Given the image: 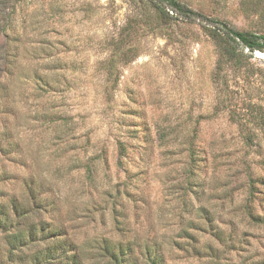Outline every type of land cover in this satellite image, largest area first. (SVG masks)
Here are the masks:
<instances>
[{
    "label": "rangeland",
    "instance_id": "rangeland-1",
    "mask_svg": "<svg viewBox=\"0 0 264 264\" xmlns=\"http://www.w3.org/2000/svg\"><path fill=\"white\" fill-rule=\"evenodd\" d=\"M179 1L264 35V0ZM208 22L166 14L152 0H0L6 205L17 197L29 221L63 223L89 264H112L98 243L146 240H164L166 264L262 260L264 226L244 219L240 205L248 173L264 175V50ZM232 47L245 59L241 69L227 58ZM191 142L197 164L184 151ZM37 195L47 203H34ZM201 204L227 242L217 243ZM12 226L0 227V264H18L7 258Z\"/></svg>",
    "mask_w": 264,
    "mask_h": 264
},
{
    "label": "trees",
    "instance_id": "trees-1",
    "mask_svg": "<svg viewBox=\"0 0 264 264\" xmlns=\"http://www.w3.org/2000/svg\"><path fill=\"white\" fill-rule=\"evenodd\" d=\"M152 1L159 10L166 14H169V11H172L190 19H206L209 21L208 23H215L216 26H219L222 32L232 37L234 40L243 43V45H245L251 51L264 50L263 34L241 31L227 22L208 18L202 13L194 11L189 6L181 3L179 0ZM226 55L227 58H229V60L232 61L235 66H237V68L241 69L243 66H246L245 59L237 54L233 47L227 50ZM42 80H45V78H42ZM45 81L46 85L50 83V81L47 79ZM263 117L261 118V121L264 120ZM233 120L239 126H243L242 121L245 119L233 118ZM242 137L246 145L249 141H251V138L247 137L246 135H242ZM126 149V144L120 143L119 157H124L126 155ZM184 151H186V157L189 161L188 163L197 164L196 161L198 160L199 154L195 151V147L193 146L192 142L188 147L185 146ZM203 152V159L207 162L210 158V154L206 149H204ZM192 171H190V175L195 176L196 172ZM248 175L250 177L247 183L246 197L244 202L240 205V209L242 211L243 218L246 219L250 224L264 226V196L257 194L254 183V179L256 178L257 182L259 181L264 184V175L256 176L255 178L252 173H248ZM193 181H195L196 184H199L198 180L194 179ZM189 186V189L194 191V184H192V182ZM0 197H4V194L1 191ZM38 201L43 205L47 203L44 198H40L38 195L34 196V203L38 204ZM24 205L25 204L20 202L17 197H12L10 200V206L8 207L6 202L0 198V227L13 225L11 231L6 234L7 244L9 245V252L7 256L9 262L14 263L17 259L18 264H89V259L83 255L81 245L70 235L67 226H65L63 223H55L48 226H45L44 224H35L29 221L30 210L26 205ZM199 209L202 211V213L206 214V223H213L215 227L213 235L217 243L220 245L224 242H227L229 239H226L225 237L227 229L220 227L217 222H214L215 217L208 214V209L206 206H204V204H201ZM186 225L188 227L180 228L181 231L186 233L184 234L185 239L192 235L188 231L190 227H193L192 222H189V220H187ZM229 225L231 226L232 222ZM234 225L235 224H233V228L230 229V233H232ZM36 243H43L44 246L40 249L38 248L37 250H34L32 254L25 252V247ZM210 246L212 245L210 244ZM96 248H101L103 251H100V253L103 256L108 257V261L112 264H138L140 260L137 257L140 256L145 258V264H166L167 248L164 240L163 242H149L146 240L145 242L139 244L118 243L112 245L104 242L98 243ZM262 260H264V258ZM262 260H257L254 262V264H264V261Z\"/></svg>",
    "mask_w": 264,
    "mask_h": 264
}]
</instances>
